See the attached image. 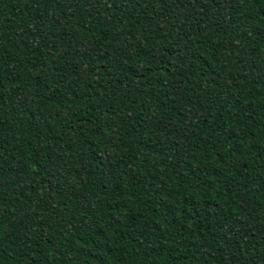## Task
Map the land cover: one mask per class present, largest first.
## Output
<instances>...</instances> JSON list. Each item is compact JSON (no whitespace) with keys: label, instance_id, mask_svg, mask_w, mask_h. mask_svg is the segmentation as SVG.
<instances>
[{"label":"trees","instance_id":"16d2710c","mask_svg":"<svg viewBox=\"0 0 264 264\" xmlns=\"http://www.w3.org/2000/svg\"><path fill=\"white\" fill-rule=\"evenodd\" d=\"M0 264H264V0H0Z\"/></svg>","mask_w":264,"mask_h":264}]
</instances>
